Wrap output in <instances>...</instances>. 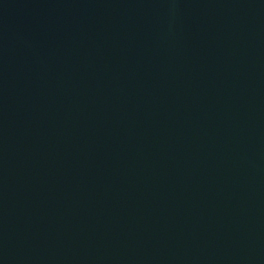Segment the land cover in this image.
Instances as JSON below:
<instances>
[{
  "label": "water",
  "instance_id": "water-1",
  "mask_svg": "<svg viewBox=\"0 0 264 264\" xmlns=\"http://www.w3.org/2000/svg\"><path fill=\"white\" fill-rule=\"evenodd\" d=\"M0 264H264V0H0Z\"/></svg>",
  "mask_w": 264,
  "mask_h": 264
}]
</instances>
